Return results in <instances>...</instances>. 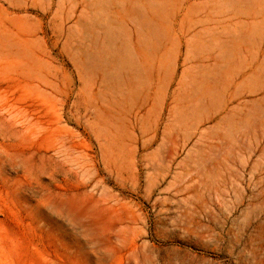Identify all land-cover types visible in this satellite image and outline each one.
<instances>
[{
  "label": "rangeland",
  "instance_id": "rangeland-1",
  "mask_svg": "<svg viewBox=\"0 0 264 264\" xmlns=\"http://www.w3.org/2000/svg\"><path fill=\"white\" fill-rule=\"evenodd\" d=\"M0 264H264V0H0Z\"/></svg>",
  "mask_w": 264,
  "mask_h": 264
},
{
  "label": "bare ground",
  "instance_id": "bare-ground-1",
  "mask_svg": "<svg viewBox=\"0 0 264 264\" xmlns=\"http://www.w3.org/2000/svg\"><path fill=\"white\" fill-rule=\"evenodd\" d=\"M180 15V14H179ZM178 17V16H177ZM183 35H184V33H183Z\"/></svg>",
  "mask_w": 264,
  "mask_h": 264
}]
</instances>
